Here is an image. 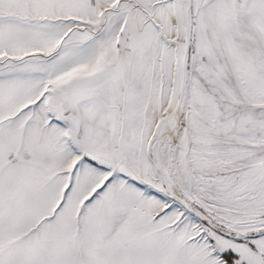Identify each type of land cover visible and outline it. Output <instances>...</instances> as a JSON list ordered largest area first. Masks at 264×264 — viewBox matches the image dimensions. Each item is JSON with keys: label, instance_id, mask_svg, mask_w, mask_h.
<instances>
[{"label": "snow or ice", "instance_id": "snow-or-ice-1", "mask_svg": "<svg viewBox=\"0 0 264 264\" xmlns=\"http://www.w3.org/2000/svg\"><path fill=\"white\" fill-rule=\"evenodd\" d=\"M0 264H264V0H0Z\"/></svg>", "mask_w": 264, "mask_h": 264}]
</instances>
